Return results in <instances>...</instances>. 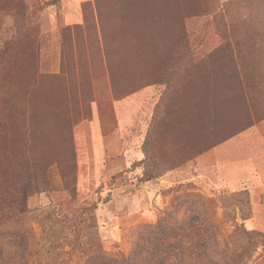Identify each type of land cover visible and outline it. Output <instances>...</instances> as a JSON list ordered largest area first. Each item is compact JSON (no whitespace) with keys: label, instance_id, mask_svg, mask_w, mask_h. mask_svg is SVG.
<instances>
[{"label":"rangeland","instance_id":"rangeland-1","mask_svg":"<svg viewBox=\"0 0 264 264\" xmlns=\"http://www.w3.org/2000/svg\"><path fill=\"white\" fill-rule=\"evenodd\" d=\"M127 4L0 0V264H264V0Z\"/></svg>","mask_w":264,"mask_h":264},{"label":"trees","instance_id":"trees-1","mask_svg":"<svg viewBox=\"0 0 264 264\" xmlns=\"http://www.w3.org/2000/svg\"><path fill=\"white\" fill-rule=\"evenodd\" d=\"M173 1L174 0H127V12L124 16L127 27L123 30L122 47L125 60L128 64L138 65L144 63L146 60L147 42L145 40L144 30L147 27L145 18L149 14L150 9H153L155 12H164V8L166 9L170 6ZM18 7L24 10L22 3H20ZM128 15L133 17L134 21L128 22ZM17 29L19 30L20 26L17 25ZM13 45L14 39L3 45V48L0 50L1 59L11 50ZM25 169L26 167L22 165L21 161H15L14 166L11 168L12 171H10L8 167L3 166V170H1L0 174L1 176H7L8 170L10 171L8 176L9 179H11L10 184L13 185L15 191H20V189L23 190L26 187L33 188L47 181L49 164H35L34 167L30 169L32 172L29 174L25 172ZM154 178L156 177H151L149 179ZM18 207L20 210L22 209L20 206ZM7 210L13 211L12 208H8Z\"/></svg>","mask_w":264,"mask_h":264}]
</instances>
